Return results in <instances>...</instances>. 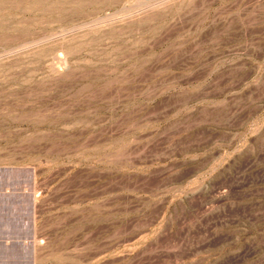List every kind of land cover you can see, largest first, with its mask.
<instances>
[{
	"label": "rangeland",
	"instance_id": "obj_1",
	"mask_svg": "<svg viewBox=\"0 0 264 264\" xmlns=\"http://www.w3.org/2000/svg\"><path fill=\"white\" fill-rule=\"evenodd\" d=\"M0 264H264V0H0Z\"/></svg>",
	"mask_w": 264,
	"mask_h": 264
}]
</instances>
